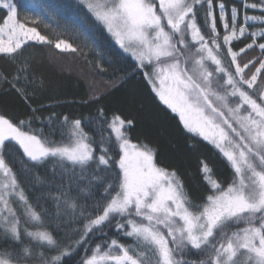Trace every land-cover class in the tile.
<instances>
[{
	"label": "snow or ice",
	"instance_id": "snow-or-ice-1",
	"mask_svg": "<svg viewBox=\"0 0 264 264\" xmlns=\"http://www.w3.org/2000/svg\"><path fill=\"white\" fill-rule=\"evenodd\" d=\"M81 2L116 43L131 52L152 90L179 114L184 127L220 150L233 177L222 186L203 164L211 191L197 204L174 171L156 164L151 148L131 142L127 129L132 120L117 114L104 118L101 109L97 138L85 131L79 119L69 122L64 117L58 128L50 124L47 134L43 129L33 134L0 115V149L5 141H14L34 166L51 161L57 191L51 196L54 212L33 204L0 151V239L10 244L0 249V264H67L65 258L81 248L86 255L79 264H264V43L257 44V37L264 38V0H242L245 13L239 25V10L232 7L230 24L225 4H218L223 45L234 72L219 55L221 35L213 0ZM249 8L259 9L261 15L249 16ZM0 9L6 10L0 21V54L14 59L30 40L54 43L61 52L77 51L68 41L53 42L36 27L20 22L12 0H0ZM201 10L206 12L207 35L197 24ZM249 21H259L261 27L248 33L252 43L246 48L255 45L261 55L241 65L237 57L246 49L238 53L230 45L245 37ZM33 22L38 21L33 18ZM206 60L215 65L213 70ZM250 64L255 71L246 77ZM215 73L221 74L215 83L223 93L213 86ZM258 79L261 87L255 89ZM0 80L28 104L35 119L38 109L31 104L35 94L28 87L34 81L27 68L21 66L11 80L0 72ZM254 89L250 94L248 90ZM229 97L238 100L230 102ZM93 166L97 171L112 169L115 183L103 182L95 211L88 212L77 202L83 191L79 180ZM22 171L31 170L23 167ZM112 227L133 242L125 245L106 239L89 248L93 237H106L105 229Z\"/></svg>",
	"mask_w": 264,
	"mask_h": 264
},
{
	"label": "trees",
	"instance_id": "trees-1",
	"mask_svg": "<svg viewBox=\"0 0 264 264\" xmlns=\"http://www.w3.org/2000/svg\"><path fill=\"white\" fill-rule=\"evenodd\" d=\"M12 2L17 6V17L20 22L36 27L53 42L57 38L68 41L77 51L61 52L54 47V43L40 44L30 40L15 54L14 59L6 54H0V72L7 75L9 80L17 74L21 66L27 68L29 79L34 81L28 85L35 94L31 98V104L33 108L38 109L35 113L36 118L32 119L33 113L28 104L10 90V85L1 80L0 115L10 119L23 131L33 134H39L40 129L47 134L50 124L58 128L64 117H68L69 122L79 119L85 131L97 137L102 109L104 118L111 119L113 114H117L125 120L133 121V125L127 129L128 138L134 144L147 145L151 148L155 153L156 164L177 174L194 203H201L211 191L201 170L203 164L208 165L211 169V178L222 186L226 187L231 182L233 170L220 150L198 133L189 132L184 127L179 114L173 112L152 90V84L145 78L138 63L119 47L105 26L95 19L81 0H12ZM221 2L226 6L230 24L232 7L239 10L238 25L243 23L245 9L242 7V0H213L217 30L221 35L219 55L224 66L234 72L235 65L231 64V57L227 54V47L223 45L222 40L224 29L219 19L218 8ZM206 7L205 4L204 8ZM246 11L249 16L261 15L259 9L249 8ZM5 15L6 10L0 9V21ZM205 16L206 12L201 10L198 13L197 24L201 26L202 33L207 35ZM33 18L38 22H33ZM260 27L259 21H249L245 37L232 41L230 46L233 51L239 53L240 49H246L237 57V62L241 65L260 58L261 53L257 46L246 48L252 43L248 33L257 31ZM259 43H264V38L257 37V44ZM205 64L209 70L215 68L211 61L206 60ZM254 71L255 67L250 64L244 74L247 77ZM220 75L214 74L213 86L223 93L224 89L215 83ZM260 87L258 79L255 89ZM255 89L248 91L251 94ZM229 100L230 102L238 100V97H229ZM21 120L25 121L23 125L19 123ZM55 138L59 139V136ZM0 151L16 174L28 199L33 204L39 203L42 210L54 212L55 206L51 196L56 195L57 191L52 182V162L34 166L12 141H5ZM21 161L25 162L24 165ZM23 167L31 171L25 173L22 171ZM93 173L98 179L94 178ZM105 180L115 183V172L112 169L105 171L103 168L97 171L95 166L88 170L85 178L79 180V186L83 191L79 193L77 202L86 206L88 212L95 211L93 205L95 199H99L103 193L101 185ZM76 188L77 185L74 183L73 195H76ZM105 232L106 237L98 234L92 238L94 243L89 246L90 249L106 239H117L125 245L133 242L131 238L118 233L114 227L106 228ZM9 246V243L0 239V249ZM87 254L90 255L91 252ZM85 255L84 249L81 248L78 254L65 259L67 264H79ZM190 258L198 259L196 256Z\"/></svg>",
	"mask_w": 264,
	"mask_h": 264
},
{
	"label": "rangeland",
	"instance_id": "rangeland-1",
	"mask_svg": "<svg viewBox=\"0 0 264 264\" xmlns=\"http://www.w3.org/2000/svg\"><path fill=\"white\" fill-rule=\"evenodd\" d=\"M106 28V27H105ZM111 34V33H110ZM114 38V37H113ZM115 39V38H114ZM188 39L190 40V37H188ZM116 41V40H115ZM119 45V44H118ZM120 47V46H119ZM196 47V45H193V51H194V48ZM121 48V47H120ZM122 49V48H121ZM123 50V49H122ZM124 51V50H123ZM128 55H130L135 61H136V59L131 55V52H126ZM137 62V61H136ZM138 63V62H137ZM0 84H1V80H0ZM12 142H14V141H12ZM15 143V142H14ZM16 144V143H15ZM17 145V144H16ZM18 147H19V145H17ZM21 151H22V149H21ZM22 153H23V151H22ZM26 159H27V157H25Z\"/></svg>",
	"mask_w": 264,
	"mask_h": 264
}]
</instances>
